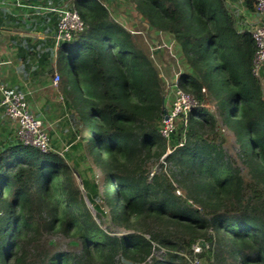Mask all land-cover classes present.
I'll return each mask as SVG.
<instances>
[{
	"label": "trees",
	"instance_id": "obj_1",
	"mask_svg": "<svg viewBox=\"0 0 264 264\" xmlns=\"http://www.w3.org/2000/svg\"><path fill=\"white\" fill-rule=\"evenodd\" d=\"M119 1L174 41L183 67L166 85L143 40L112 17L117 0L72 1L84 26L58 43V72L70 150L83 152L1 143L0 264H264L257 24L227 0ZM239 2L257 13L255 0ZM176 88L194 104L163 137Z\"/></svg>",
	"mask_w": 264,
	"mask_h": 264
},
{
	"label": "crops",
	"instance_id": "obj_2",
	"mask_svg": "<svg viewBox=\"0 0 264 264\" xmlns=\"http://www.w3.org/2000/svg\"><path fill=\"white\" fill-rule=\"evenodd\" d=\"M72 1L0 0V78L9 91L26 94L30 108L47 128L51 149L60 153L73 150L62 78L54 83L66 55L58 53L55 33L58 9L69 8ZM16 126L7 118L0 94V145L16 140Z\"/></svg>",
	"mask_w": 264,
	"mask_h": 264
},
{
	"label": "built area",
	"instance_id": "obj_3",
	"mask_svg": "<svg viewBox=\"0 0 264 264\" xmlns=\"http://www.w3.org/2000/svg\"><path fill=\"white\" fill-rule=\"evenodd\" d=\"M255 10L261 22L252 29V37L256 50L253 58V71L260 76L264 67V0H255ZM59 20L56 27L55 39L57 42L68 41L72 38V32L83 29V21L77 10L70 8L58 9ZM59 81V75L55 74L54 83ZM172 106L164 115L159 127L163 137H168L175 129V121L179 114L186 112L194 104V100L180 89L174 90ZM1 104L4 107L8 119L16 123V136L24 146H31L41 152L51 149V138L43 120L30 108L24 92H12L3 84L0 78ZM197 250V248H195Z\"/></svg>",
	"mask_w": 264,
	"mask_h": 264
},
{
	"label": "rangeland",
	"instance_id": "obj_4",
	"mask_svg": "<svg viewBox=\"0 0 264 264\" xmlns=\"http://www.w3.org/2000/svg\"><path fill=\"white\" fill-rule=\"evenodd\" d=\"M240 0H227V3L230 4L231 8L236 9L237 13L242 15V22H244L246 25H250V27L254 26L255 24L259 23V15L256 12H248L245 7L239 2ZM110 10L112 12V17L119 23L125 26V28L131 30L133 33H136V35H139L140 39L143 40V44L148 47V51H150L151 58L154 59L157 62V67L161 70L162 73H164L166 77V85L170 83H174L177 80L178 73L175 72V70L182 69L183 63L181 62V58L177 55V49L178 47L175 45L173 40H169V38L163 34V33H155L153 29H149L147 25L143 22H140L135 15V12L133 11L132 7L128 4H123L121 1L117 0V10H114V6L112 2H110ZM83 9V6H82ZM164 49V54H156L155 49ZM163 55V56H162ZM175 58L174 61H172V58ZM61 60L63 61V64L66 63V57H61ZM175 72V73H174ZM55 76V75H54ZM171 76V77H170ZM171 93V92H170ZM175 94V93H174ZM174 94L171 95V97L174 98ZM172 99V98H171ZM166 102V106H170V102ZM77 141H80V135H77L76 139L72 141V143H77ZM71 147V144H70ZM69 147V148H70ZM66 149V148H65ZM73 155H76L77 157L81 155L80 153L83 152V146L82 143L79 146V150H73ZM70 165V163H68ZM85 164L82 165L84 167ZM85 202L88 206V208H91V205L89 202L85 199ZM91 210V209H90ZM92 212V211H91ZM199 247H197L198 249ZM197 264H207L206 262H202L201 260Z\"/></svg>",
	"mask_w": 264,
	"mask_h": 264
},
{
	"label": "water",
	"instance_id": "obj_5",
	"mask_svg": "<svg viewBox=\"0 0 264 264\" xmlns=\"http://www.w3.org/2000/svg\"><path fill=\"white\" fill-rule=\"evenodd\" d=\"M164 115H165V114H164ZM202 244H203V241H200V242H199V245H202Z\"/></svg>",
	"mask_w": 264,
	"mask_h": 264
}]
</instances>
